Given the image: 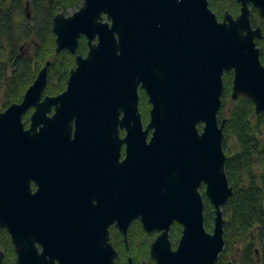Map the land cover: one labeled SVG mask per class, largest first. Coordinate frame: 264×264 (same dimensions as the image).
<instances>
[{
	"label": "water",
	"instance_id": "water-1",
	"mask_svg": "<svg viewBox=\"0 0 264 264\" xmlns=\"http://www.w3.org/2000/svg\"><path fill=\"white\" fill-rule=\"evenodd\" d=\"M236 2L240 12L226 10L221 20L209 0H83L55 15L56 53L77 54L85 36L87 54H77L60 94L43 99L48 60L22 101L0 110V229L17 264H117L109 226L129 249L135 220L158 233L150 245L156 264H216L225 249L223 208L234 194L226 119L218 115L225 73L234 74L232 99L264 112L256 41L264 29L251 20V6L264 19V0ZM140 89L151 104L147 123ZM94 166L103 176L96 202L86 191ZM203 186L215 208L212 231ZM174 223L182 226L176 245ZM128 264H136L132 256Z\"/></svg>",
	"mask_w": 264,
	"mask_h": 264
},
{
	"label": "trees",
	"instance_id": "trees-1",
	"mask_svg": "<svg viewBox=\"0 0 264 264\" xmlns=\"http://www.w3.org/2000/svg\"><path fill=\"white\" fill-rule=\"evenodd\" d=\"M29 3V6L27 4ZM222 16L225 10L236 14L240 5L235 0H210ZM82 0H1L0 4V109L20 102L48 60V84L45 93L55 95L67 84L70 71L76 66L77 54L86 55L87 38L82 36L77 54L69 50L56 53L53 18L61 11H75ZM254 26L264 29V19L251 7ZM264 64V38L256 39ZM233 72L224 75L223 106L219 120L226 119L224 149L227 154L226 173L234 194L223 208L226 218L225 249L216 264H264V112L257 113L247 98L231 97ZM140 110L145 122L151 108L147 94L140 90ZM29 123V117H25ZM203 125H200L202 128ZM235 142L234 150L231 142ZM205 226L214 228L215 208L205 196ZM182 226L175 223L170 238L177 244ZM156 233H147L138 221L128 232L129 249L124 236L116 231L113 241L119 250L117 264H128L132 256L136 264H156L150 258V245ZM0 249L6 253L5 264H17L16 254L8 232L0 229Z\"/></svg>",
	"mask_w": 264,
	"mask_h": 264
},
{
	"label": "flooded vegetation",
	"instance_id": "flooded-vegetation-1",
	"mask_svg": "<svg viewBox=\"0 0 264 264\" xmlns=\"http://www.w3.org/2000/svg\"><path fill=\"white\" fill-rule=\"evenodd\" d=\"M236 1V0H235ZM156 2L157 3H159V0H156ZM82 3H83V0H82ZM238 3V2H237ZM239 5H240V9H241V4L240 3H238ZM27 6H29V3L27 4ZM209 7H210V9L213 11V12H215L216 14H217V16H218V18L221 20L222 18H223V15L222 16H220L218 13H217V11L212 7V5H211V3H210V0H209ZM161 9H163V8H161ZM228 10V9H227ZM226 11V10H225ZM224 11V12H225ZM72 12H74V11H72ZM71 12V13H72ZM66 13V12H65ZM71 13H66L67 15H69V14H71ZM238 13H236V14H234V15H237ZM50 67V66H49ZM48 75H49V71H48ZM68 82V81H67ZM66 87H67V84H66ZM66 87H65V89H66ZM46 89V88H45ZM64 89V90H65ZM63 90V91H64ZM140 90H143V89H140ZM62 91V92H63ZM61 93V92H60ZM59 93V94H60ZM47 95H49V94H46L45 93V91H44V95H43V99H44V97L45 96H47ZM55 95H58V94H55ZM50 96H54V95H50ZM42 99V100H43ZM141 100V99H140ZM22 101V100H21ZM20 101V102H21ZM0 110H2V109H0ZM3 110H5V109H3ZM34 110H35V107L33 106V107H31L25 114H24V116H23V120L25 119V117L26 116H28L29 117V123H26L25 122V120H24V122H25V125H26V127L28 128L29 127V125H30V117H31V115H32V113L34 112ZM54 107L52 108V111L49 113V115H52L53 113H54ZM120 116H122V114L120 115ZM126 134V132H125V130H122L121 132H120V136L121 137H124V135ZM125 156V149L123 148L122 149V157H124ZM122 159V158H121ZM89 180H88V182H87V184H86V191H87V196L89 197V198H91L90 200H92V201H97L98 199H97V192H99V190H100V183L102 182V174H101V172H100V170L98 169V167L97 166H94L90 171H89ZM31 186H32V190H33V192H35V191H37V189H38V185L36 184V182H34V181H32V183H31ZM89 194V195H88ZM136 221H138V222H140L139 220H135L134 222H136ZM133 222V223H134ZM132 223V224H133ZM141 223V222H140ZM142 224V223H141ZM173 225H175V223L173 224ZM173 225H172V227H173ZM132 226V225H131ZM130 226V227H131ZM143 227V226H142ZM172 227H171V229H172ZM144 229V228H143ZM5 230V229H4ZM109 230H110V236H111V241L113 242V244H114V241H113V234L116 232V231H118V232H121L119 229H118V227L115 225V224H111L110 226H109ZM146 232V231H145ZM122 233V232H121ZM148 233V232H147ZM153 233H156L155 234V237H156V235L158 234L157 232H153ZM9 234V233H8ZM10 235V234H9ZM155 239V238H154ZM13 244V243H12ZM114 246H115V244H114ZM115 248L118 250V248L115 246ZM119 251V250H118ZM16 254V253H15ZM129 258V257H128ZM5 259H6V253H5ZM17 262V261H16Z\"/></svg>",
	"mask_w": 264,
	"mask_h": 264
},
{
	"label": "rangeland",
	"instance_id": "rangeland-1",
	"mask_svg": "<svg viewBox=\"0 0 264 264\" xmlns=\"http://www.w3.org/2000/svg\"><path fill=\"white\" fill-rule=\"evenodd\" d=\"M72 11H69L68 13H71ZM231 145L233 146V150H234V145H235V142H231Z\"/></svg>",
	"mask_w": 264,
	"mask_h": 264
}]
</instances>
